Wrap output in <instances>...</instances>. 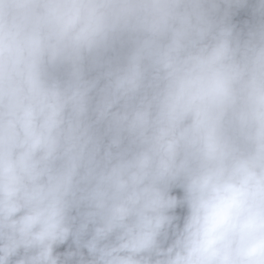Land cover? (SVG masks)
<instances>
[{
	"label": "clouds",
	"instance_id": "obj_1",
	"mask_svg": "<svg viewBox=\"0 0 264 264\" xmlns=\"http://www.w3.org/2000/svg\"><path fill=\"white\" fill-rule=\"evenodd\" d=\"M0 264H264V0H0Z\"/></svg>",
	"mask_w": 264,
	"mask_h": 264
}]
</instances>
